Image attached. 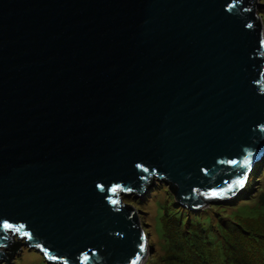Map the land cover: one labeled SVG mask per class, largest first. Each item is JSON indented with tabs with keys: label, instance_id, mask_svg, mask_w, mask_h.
I'll return each mask as SVG.
<instances>
[{
	"label": "water",
	"instance_id": "obj_1",
	"mask_svg": "<svg viewBox=\"0 0 264 264\" xmlns=\"http://www.w3.org/2000/svg\"><path fill=\"white\" fill-rule=\"evenodd\" d=\"M258 3L0 0V245L144 264L122 194L154 174L190 211L237 196L264 159Z\"/></svg>",
	"mask_w": 264,
	"mask_h": 264
},
{
	"label": "trees",
	"instance_id": "obj_2",
	"mask_svg": "<svg viewBox=\"0 0 264 264\" xmlns=\"http://www.w3.org/2000/svg\"><path fill=\"white\" fill-rule=\"evenodd\" d=\"M263 5L259 0L258 19L264 29V15L259 13ZM261 83L264 87V80ZM250 172L246 185L232 200L214 202L216 198L207 195L210 203L202 209L185 208L177 216L164 213L159 232L161 264H264V159ZM154 181L155 175L150 174L145 191ZM250 204L249 211L240 209ZM19 244L17 240L10 244L6 261Z\"/></svg>",
	"mask_w": 264,
	"mask_h": 264
},
{
	"label": "rangeland",
	"instance_id": "obj_3",
	"mask_svg": "<svg viewBox=\"0 0 264 264\" xmlns=\"http://www.w3.org/2000/svg\"><path fill=\"white\" fill-rule=\"evenodd\" d=\"M264 3V0H262ZM259 13L264 15V5L259 8ZM156 181V180H155ZM125 204L132 205L139 213V219L145 224L144 231L148 234L149 242H153L152 250L147 256L144 264H161V247L162 243L159 242L160 220L164 213L179 215L185 211V208L176 203L173 194L167 187L166 183L156 181L148 188V194L139 197H124ZM252 206L246 205L241 207L242 211H249ZM143 227V226H142ZM22 244L23 239H17ZM18 247L17 251L12 255L9 261H1L0 264H47L41 251L33 248H27L24 245Z\"/></svg>",
	"mask_w": 264,
	"mask_h": 264
},
{
	"label": "flooded vegetation",
	"instance_id": "obj_4",
	"mask_svg": "<svg viewBox=\"0 0 264 264\" xmlns=\"http://www.w3.org/2000/svg\"><path fill=\"white\" fill-rule=\"evenodd\" d=\"M130 196L136 197L137 195L134 192H131V191L126 192V194H122L121 195L122 201H123V198L124 197H130ZM7 232L9 233L8 235L12 239V242L13 241H16L17 239H23L24 238V235L23 234L16 233L13 228H9V230H7ZM11 243H9L8 245H0V253H3V255H4L5 252H7L8 249H9V247L11 246L10 245Z\"/></svg>",
	"mask_w": 264,
	"mask_h": 264
},
{
	"label": "snow or ice",
	"instance_id": "obj_5",
	"mask_svg": "<svg viewBox=\"0 0 264 264\" xmlns=\"http://www.w3.org/2000/svg\"><path fill=\"white\" fill-rule=\"evenodd\" d=\"M249 155H251L250 153H249ZM245 163H248V161L247 160H245ZM112 191H116V188H113L112 189ZM213 195H216V193H213ZM112 203H116V201H112ZM6 226H8V225H6ZM10 227V226H9Z\"/></svg>",
	"mask_w": 264,
	"mask_h": 264
},
{
	"label": "clouds",
	"instance_id": "obj_6",
	"mask_svg": "<svg viewBox=\"0 0 264 264\" xmlns=\"http://www.w3.org/2000/svg\"><path fill=\"white\" fill-rule=\"evenodd\" d=\"M263 30H264V29H263ZM250 154H251V153H250ZM155 180H157L156 177H155ZM157 181H158V180H157ZM162 182H163V181H162ZM153 183H156V181H154ZM153 183H152V184H153ZM152 184H151V185H152ZM151 185H150V186H151ZM150 186H149V187H150ZM149 187H148V188H149ZM147 190H148V189H147ZM136 197H139V196H136ZM128 205H129V204H128ZM135 210H136V209H135ZM136 211H137V210H136ZM138 215H139V213H138ZM140 223H141V222H140ZM145 233H146V232H145ZM0 262H1V261H0Z\"/></svg>",
	"mask_w": 264,
	"mask_h": 264
}]
</instances>
